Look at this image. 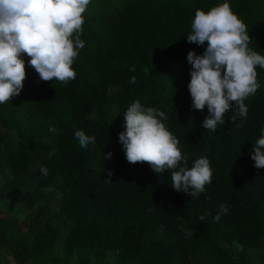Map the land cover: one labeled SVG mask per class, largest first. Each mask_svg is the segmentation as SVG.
<instances>
[{
    "label": "trees",
    "instance_id": "1",
    "mask_svg": "<svg viewBox=\"0 0 264 264\" xmlns=\"http://www.w3.org/2000/svg\"><path fill=\"white\" fill-rule=\"evenodd\" d=\"M224 2L91 0L82 14L85 47L73 64L76 79L67 85L40 80L27 63L31 58L22 54L24 87L0 104V126L16 136L11 141L0 133V198H13L30 180L35 186L25 194L29 210L43 189L57 186L60 206L52 220L65 228L64 261L74 256L78 264H97L113 252L116 264H190L202 253L233 264L224 246L236 242L244 256L264 244V169L255 168L251 159L264 128V68L256 67L260 87L245 100L247 117L230 110L215 132L202 127L207 106L192 109L188 90L192 66L187 54H202L207 46L187 42L195 12ZM227 2L247 26L249 47L264 55V0ZM135 100L165 112L164 123L179 139L189 168L200 157L209 159L212 183L198 197L175 191L170 172L127 161L118 134ZM51 126L60 131L50 132ZM76 130L94 135L95 144L81 148ZM109 152L112 157L105 159ZM109 171L111 182L104 183ZM222 203L229 211L216 221ZM208 211L211 215L200 221ZM10 228L0 224V255L8 253L18 264L24 261L26 243ZM45 229L35 249L51 255L60 229L49 222Z\"/></svg>",
    "mask_w": 264,
    "mask_h": 264
},
{
    "label": "clouds",
    "instance_id": "2",
    "mask_svg": "<svg viewBox=\"0 0 264 264\" xmlns=\"http://www.w3.org/2000/svg\"><path fill=\"white\" fill-rule=\"evenodd\" d=\"M91 0H0V104L9 103L18 96L26 79L25 61L22 54L31 59L28 64L39 74L42 81H59L67 85L76 79L73 68L79 50L85 47L81 39L83 13ZM189 44L207 45L202 54L189 51L187 61L192 66L188 90L192 109L209 115L202 127L213 132L225 123V114L236 110L240 117H247L245 100L256 94L260 85L256 67L264 68V55L249 47L251 37L246 24L232 11L227 0L209 11L197 9L187 36ZM130 71L135 72V66ZM149 73L148 68L143 69ZM136 83V77L130 78ZM168 116L156 107H146L139 100L133 101L124 113V130L118 134L126 159L131 164L147 162L156 173H171V186L177 192L196 198L212 183L213 169L204 156L196 159L189 168L188 157L180 149L179 139L168 130L164 121ZM236 115L231 116V121ZM243 121L237 127H242ZM50 132L58 133L55 126ZM75 138L81 148L95 144L94 135L76 130ZM109 152L105 159H110ZM251 159L254 167L264 169V128L253 145ZM43 176L48 169L41 166ZM104 183H110L113 173L108 172ZM229 207L219 205L226 215ZM208 211L198 217L204 221ZM183 231V229H182ZM191 236V232L186 233Z\"/></svg>",
    "mask_w": 264,
    "mask_h": 264
},
{
    "label": "rangeland",
    "instance_id": "3",
    "mask_svg": "<svg viewBox=\"0 0 264 264\" xmlns=\"http://www.w3.org/2000/svg\"><path fill=\"white\" fill-rule=\"evenodd\" d=\"M94 117V114L92 115ZM0 133L5 134L8 140L14 141L16 136L13 132H6L0 126ZM2 143L0 142V146ZM5 145V142H4ZM9 152V148H8ZM52 153V151H50ZM3 173H6L4 169ZM3 174L0 173V189L2 187ZM25 186L19 189L18 194L13 198H0V224H10L9 233L16 238H24L26 243L24 261L18 264H51L50 259H55L58 264H78L76 257L72 256L67 262L63 260V240L65 228L60 226L52 217L60 206V190L57 186H49L41 191V196L32 209L26 207L25 194L32 191L35 184L30 180L25 181ZM50 223L52 227L60 230L57 240L53 246V253L36 252L35 243L37 239L46 233L45 226ZM233 264H264V244L257 250H248L242 256L240 246L236 242H231L224 246ZM115 253L109 252L107 256L97 264H116ZM0 264H17L7 253L0 255ZM90 264H95L92 260ZM190 264H225L217 262L212 256L196 254Z\"/></svg>",
    "mask_w": 264,
    "mask_h": 264
}]
</instances>
